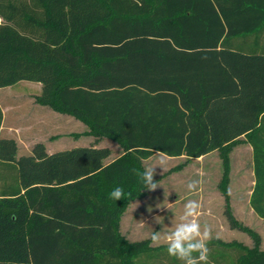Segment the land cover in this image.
I'll return each mask as SVG.
<instances>
[{
  "label": "trees",
  "instance_id": "trees-1",
  "mask_svg": "<svg viewBox=\"0 0 264 264\" xmlns=\"http://www.w3.org/2000/svg\"><path fill=\"white\" fill-rule=\"evenodd\" d=\"M0 18V89L41 84L37 105L122 149L106 163L108 147L50 154L38 142L18 158L0 138V264H136L146 243L119 226L154 153L221 151L227 164L248 143L250 207L264 220V49L243 42L264 32V0H0ZM117 186L124 200L109 198ZM236 264H264V253L239 249Z\"/></svg>",
  "mask_w": 264,
  "mask_h": 264
},
{
  "label": "rangeland",
  "instance_id": "rangeland-1",
  "mask_svg": "<svg viewBox=\"0 0 264 264\" xmlns=\"http://www.w3.org/2000/svg\"><path fill=\"white\" fill-rule=\"evenodd\" d=\"M41 90V84L34 82H20L0 90L7 123L16 126L13 135L5 130L0 136L17 142L18 158L30 155L38 142H43L50 154L94 144L98 148L108 147L112 159L122 154L114 141L102 139L95 143L83 122L37 105L34 94H40ZM229 151L227 164L221 151L190 161L186 157L171 158L154 153L143 161L144 169L156 167L154 180L160 182V187L154 192L146 190L142 197L132 201L119 226V234L125 241L146 243L148 254L139 256L136 264H172L166 242L153 245L151 235L155 231H172V224L179 222L188 200L199 202V215L195 219L202 227L206 224L212 230V239L207 241L208 264H236L239 249L251 255L264 253V220L250 207L255 184L253 152L246 142L233 145ZM193 180L199 181V186L190 192L187 184ZM226 209L241 229L230 227ZM219 241L227 246L220 245ZM156 255L160 257L155 258Z\"/></svg>",
  "mask_w": 264,
  "mask_h": 264
},
{
  "label": "clouds",
  "instance_id": "clouds-1",
  "mask_svg": "<svg viewBox=\"0 0 264 264\" xmlns=\"http://www.w3.org/2000/svg\"><path fill=\"white\" fill-rule=\"evenodd\" d=\"M161 165L163 161L160 162ZM156 167H146L143 172L137 171L136 175L144 186V190L156 191L160 182L154 180ZM163 168V167H161ZM199 181H190L187 189L195 192ZM231 193L229 192V195ZM112 200H124L126 193L120 186L114 187L108 194ZM200 204L196 200H188L184 205L183 214L179 222L172 224V231L162 233L155 231L151 235L153 245H159L161 241L166 242V252L169 257L175 258L181 264H208L209 248L207 241L212 239L210 226L201 224L195 219L199 215Z\"/></svg>",
  "mask_w": 264,
  "mask_h": 264
},
{
  "label": "crops",
  "instance_id": "crops-1",
  "mask_svg": "<svg viewBox=\"0 0 264 264\" xmlns=\"http://www.w3.org/2000/svg\"><path fill=\"white\" fill-rule=\"evenodd\" d=\"M1 24H2V19L0 18V25ZM243 42L245 43V50L246 51H250V50H253V49L258 50V52L262 51L264 49V32L260 35V37H257L256 35L248 36V37L245 38V40H243ZM36 95H39V94H34V97ZM0 108H1L2 113H3V122H2V125H1V128H0V135L5 130H9L10 131L9 134L13 135V133L16 130V126H15V124L10 125L9 123H7V111L5 110V108L3 107V105L1 103H0ZM0 138H11V137H2V136H0ZM249 146H250L251 151L253 152V149H252L251 145H249ZM96 147H99V145H96ZM204 157H201V158H204ZM116 158L112 159L111 156H110L105 162L106 163H110L111 161H113Z\"/></svg>",
  "mask_w": 264,
  "mask_h": 264
}]
</instances>
